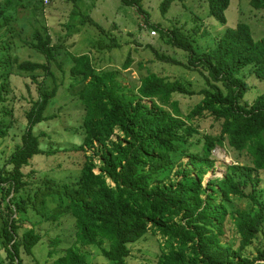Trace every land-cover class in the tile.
I'll return each mask as SVG.
<instances>
[{
  "label": "trees",
  "instance_id": "trees-1",
  "mask_svg": "<svg viewBox=\"0 0 264 264\" xmlns=\"http://www.w3.org/2000/svg\"><path fill=\"white\" fill-rule=\"evenodd\" d=\"M120 1L140 10V0ZM171 2H162V13ZM229 3L230 0H208L209 15L224 25ZM249 4L254 9H264V0H249ZM2 19L5 21L0 10V22ZM152 28L165 34L168 44L189 54L190 66L206 73L207 88L194 93L181 81L169 82L150 73L133 92L119 83L114 73L96 71L87 55L71 57L69 74L74 82L68 87L73 90L81 84L76 95L85 110L84 137L76 151H83L96 141L103 152L98 173L93 172L92 161H85L76 181L44 189L47 194L40 193L42 205L46 197L57 196L51 219L68 215L74 221L73 246L47 264H89L76 245L98 249L112 264H126L128 244L147 233L162 241L156 264H264V251H254L252 247L264 228V201L257 194L264 180V94L250 106L241 104L248 87L238 77L242 69L252 66L256 79L264 81V39L254 41L248 25L240 23L227 29L215 47L194 57L192 42L179 29L163 33L156 26ZM34 35L35 42L27 45L43 55L46 63L24 61L17 63L16 68L27 73L41 70L44 77H52L50 64L55 62V55L50 39L38 32ZM2 50L0 115L6 116L3 104L9 94L14 61L6 45ZM130 63L128 58L124 69ZM195 94L202 96L200 102L183 115L174 96ZM55 95V88L42 91L38 88L37 100L26 112L21 145L9 156L5 174L0 173L4 198L12 194L7 212L1 217L3 244L9 261L17 264L20 250L29 255L40 241V235L33 229L19 234V222L13 216L28 211L25 200L18 196L27 185L21 169L34 156L44 153L32 128L50 118L44 112ZM207 116L219 125L218 134H204L200 149L191 151L190 140L198 135L199 121ZM4 118L0 117V139L8 131ZM115 129L121 139L108 141ZM224 142L242 153L248 164L236 161L227 167L223 179H210L203 186V177L214 168L211 151L223 147ZM177 152L189 158V166L177 171L178 178L167 183L174 169L171 156ZM40 191L34 193L32 200V208L37 211L35 202ZM241 200L248 203V209L229 210V206ZM227 218L238 239L235 249L223 246L220 241ZM58 244L59 240L54 239L50 247ZM52 254L54 250L48 253L50 259Z\"/></svg>",
  "mask_w": 264,
  "mask_h": 264
},
{
  "label": "rangeland",
  "instance_id": "rangeland-1",
  "mask_svg": "<svg viewBox=\"0 0 264 264\" xmlns=\"http://www.w3.org/2000/svg\"><path fill=\"white\" fill-rule=\"evenodd\" d=\"M44 1L0 0V10L5 17V21L2 19L0 22V54L3 53L2 47L6 45L8 55L14 61L8 81L9 94L3 104L8 115H0L8 123L7 134L0 139V173L5 174L9 156L21 145V135L26 128V112L37 100L38 88L41 91L56 89L55 97L44 112V116L50 118L32 128L33 135L39 139V148L44 153L34 156L29 165L21 169L27 185L19 191L18 196L25 200L28 211L16 214L13 218L19 222V234L33 229L40 235V241L29 255L20 250V264L50 263L73 246V219L68 215L51 219L57 196L52 194L46 197L42 205L39 195L48 193L44 189L76 181L85 161H92L95 165L94 173L99 172L101 165L103 147L96 141L91 147L76 151L84 137L85 110L76 95L81 84L75 85L73 90L68 87L74 82L69 74L72 56L87 55L96 71L114 73L116 80L133 92L139 87L143 77L154 73L169 82L181 81L191 91L198 93L207 88L206 73L190 66L189 54L168 44L165 34L161 35L152 26L158 27L163 33L173 28L179 29L192 42L194 57L215 47L218 38L227 29H234L240 23L248 25L254 41L264 39V9L252 8L249 0H230L224 12V25L209 15L208 0H172L165 13L161 12L164 0H140V10L126 6L120 0ZM35 32L50 39L55 55V62L50 64L52 77H44L41 70L27 73L16 68L17 63L24 61L46 63L43 55L27 45L35 42ZM153 32L154 36L151 35ZM128 58L131 63L124 69L123 65ZM252 71L253 67L248 66L238 75L248 87L241 100V104L247 106L264 94V81L256 79ZM201 98L198 94L191 97L174 96L183 115L189 113ZM144 102L149 104V101ZM218 127L209 116L199 121V133L190 140V150L198 151L202 136L217 135ZM119 139L121 135L115 129L108 141L115 142ZM195 141L199 144H193ZM48 152L51 154H46ZM171 157L174 169L170 179L165 181L167 183L178 178L177 171L189 166V158L183 157L181 152L174 153ZM210 158L214 161V168L208 170L203 177V186L210 179H223L227 167L236 161L248 164L243 154L229 148L226 142L223 147L214 148ZM191 175L195 176L194 173ZM37 190H41L35 202L38 211L32 208ZM257 194L263 202L264 180L260 183ZM11 196L12 194L4 198V192L0 189V264H17L9 261L1 233V217L7 212V201ZM248 208V203L242 200L229 206V210ZM224 232V236L220 238L221 244L235 249L238 239L228 218L224 224ZM54 239H58L59 244L52 248L50 244ZM161 243L158 236L147 233L138 241L128 244L126 264H156ZM76 246L86 255V262L89 264H112L101 256L98 249ZM252 247L254 251H264V228L253 240ZM51 250L55 254L50 259L48 253Z\"/></svg>",
  "mask_w": 264,
  "mask_h": 264
},
{
  "label": "built area",
  "instance_id": "built-area-1",
  "mask_svg": "<svg viewBox=\"0 0 264 264\" xmlns=\"http://www.w3.org/2000/svg\"><path fill=\"white\" fill-rule=\"evenodd\" d=\"M44 2H45V3H47V0H45ZM151 35H152V36H154V35H155V33L153 32V33H151Z\"/></svg>",
  "mask_w": 264,
  "mask_h": 264
}]
</instances>
